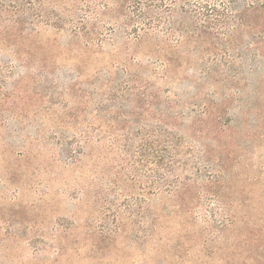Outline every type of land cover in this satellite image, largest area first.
Returning <instances> with one entry per match:
<instances>
[{"label": "rangeland", "instance_id": "1", "mask_svg": "<svg viewBox=\"0 0 264 264\" xmlns=\"http://www.w3.org/2000/svg\"><path fill=\"white\" fill-rule=\"evenodd\" d=\"M66 38L52 32L41 38L40 48L55 44L59 51L39 52L44 58L55 53L48 64L0 63V264H264V75L250 78L261 89L226 96L205 91L196 98L192 213L173 221L167 200L147 194L144 171H133V162L108 150V142L90 145L81 163L62 152L74 133L68 110L81 105L63 89L90 88L87 112L102 88L123 79L112 68L117 51L110 45L98 62L90 60L92 69L82 70ZM175 72L158 87L187 102L192 90L179 85ZM181 76L192 75L185 69ZM221 99L225 108L198 112ZM113 104L105 101L104 109ZM96 125L107 129L110 122ZM206 178L214 180L209 193ZM151 213L160 232L154 243H144ZM99 217H107L108 229L125 225L116 244L108 246L96 233Z\"/></svg>", "mask_w": 264, "mask_h": 264}, {"label": "trees", "instance_id": "2", "mask_svg": "<svg viewBox=\"0 0 264 264\" xmlns=\"http://www.w3.org/2000/svg\"><path fill=\"white\" fill-rule=\"evenodd\" d=\"M51 32L67 37L64 44L78 53L82 70L92 69L90 60L98 62L106 54L105 44L110 45L117 51L112 68L123 78L96 93L102 97L87 112L83 100L90 99V88L73 84L63 89L75 93L81 104L68 110L74 133L61 145L66 158L81 163L90 145L108 142V150L121 151L124 162H133V171H144L147 194L167 200L173 221L181 212L191 215L197 175L192 141L199 129L196 98L205 91L226 96L262 88L250 78L264 75V0H0V63L25 66L39 59L48 64L47 58L59 53L55 44L40 48L41 38ZM116 36L122 37L120 43ZM49 47L54 55L39 57ZM185 69L191 77L181 76ZM175 70L179 85L188 83L192 90L187 102L158 87L177 77ZM93 71L94 77L100 75ZM105 101L114 104L104 109ZM225 106L221 99L198 112L207 116L211 108ZM105 118L107 129L96 125ZM202 181L209 193L214 180ZM152 217L144 243H154L160 232L158 217ZM105 218L97 219L96 233L114 245L125 225L108 229Z\"/></svg>", "mask_w": 264, "mask_h": 264}]
</instances>
